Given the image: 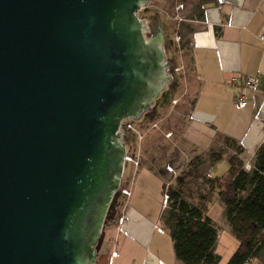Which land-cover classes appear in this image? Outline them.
<instances>
[{"label":"water","instance_id":"1","mask_svg":"<svg viewBox=\"0 0 264 264\" xmlns=\"http://www.w3.org/2000/svg\"><path fill=\"white\" fill-rule=\"evenodd\" d=\"M149 2L0 0V264H96L122 123L174 80Z\"/></svg>","mask_w":264,"mask_h":264},{"label":"crops","instance_id":"2","mask_svg":"<svg viewBox=\"0 0 264 264\" xmlns=\"http://www.w3.org/2000/svg\"><path fill=\"white\" fill-rule=\"evenodd\" d=\"M180 17L183 19L178 25H190L193 32L185 34L178 45L182 60L176 66L186 71L184 95L173 106H183L179 108L185 117L183 125L189 129L193 125L195 130L201 128L204 139L200 140L201 144L196 139V147L209 152L224 146L236 155L234 149L225 146L226 137H230L243 147L240 157L252 164L264 141V41L260 39L264 32V0H210L200 14ZM247 77H259L261 82L254 89L246 88ZM242 94L249 103L245 108H238L236 101ZM142 166L140 162L135 171L140 174ZM127 184H131L132 194L129 199L123 196L121 213L107 219L96 264H185L177 257L174 241L162 225L163 200L161 211L149 214L145 208L155 205V200L147 199V192L141 191L150 189L149 186L145 181ZM213 208L217 209V217L213 215ZM223 211L217 199L209 214L217 222ZM121 216L125 221L119 225ZM113 252L118 255L113 256Z\"/></svg>","mask_w":264,"mask_h":264},{"label":"rangeland","instance_id":"3","mask_svg":"<svg viewBox=\"0 0 264 264\" xmlns=\"http://www.w3.org/2000/svg\"><path fill=\"white\" fill-rule=\"evenodd\" d=\"M204 2L206 0H150L148 6L139 12V16L152 29L156 28L158 24L166 25V60H172V72H174V74L172 73L174 80L166 86L155 100L152 109L144 112L139 120H128L142 134V138L135 131L129 130L128 137L124 139L128 154L138 159L139 164L136 165L133 162L125 163L121 185L131 190V184H127V182L134 181L135 183L138 181L139 183L140 181H145L150 189H142L141 191L147 192V199L155 200V205L151 208H145L152 215L161 211V202L166 183L167 186L170 183L174 185L178 177L185 179L187 182L191 180V178H184L185 174L182 176V173L188 170L189 162L191 163V161L200 157L203 162L199 169L200 173L215 177L229 175L230 169L236 160L235 154L224 146H218L213 150L214 152L222 153V156L215 161L209 158L213 151L207 152L200 147H196L194 143L196 139L199 140L200 144V140L203 142L204 139L201 138V128L195 130L193 129L194 125L190 129L185 124L183 125L182 119L185 117H183V111L179 110L183 106H173L178 104L184 95H182L183 73L186 71L185 68L174 71V68L177 67L176 65H179L182 60L181 52L178 48L184 38L178 25L180 23L179 20L183 19L180 16L196 13L197 6ZM175 96L178 98L172 100ZM207 129L205 128V130ZM168 133L172 134L169 136ZM140 162L143 163V166L140 168L139 174L135 171V168L140 166ZM169 164L176 167L177 171L174 167H168ZM170 167L171 170H169ZM158 192L160 193L156 196L155 193L158 194ZM117 194L115 203L110 209L109 218L116 217L121 213L125 200L123 196L130 198V196L121 194L120 190ZM215 209L213 208V215L217 217V209ZM217 226L219 238L215 252L221 256L219 264H227V261L237 248L238 241L224 216L217 218ZM258 263L264 264L262 257L254 258L247 264Z\"/></svg>","mask_w":264,"mask_h":264},{"label":"trees","instance_id":"4","mask_svg":"<svg viewBox=\"0 0 264 264\" xmlns=\"http://www.w3.org/2000/svg\"><path fill=\"white\" fill-rule=\"evenodd\" d=\"M208 2L210 0L197 6L199 14ZM179 30L183 37L193 32L185 23ZM225 146L236 151L229 175L201 174L199 169L203 162L198 157L189 162L188 170L182 173L184 178H191L189 182L178 177L174 185L165 184L164 193L169 194V201L163 208L161 221L174 241L177 257L185 264L220 262L221 256L215 252L219 229L209 214L217 199L238 241L227 264H247L254 258L264 257V141L250 168L240 157L244 149L237 140L226 137ZM209 156L215 161L222 153L213 151ZM182 200L189 204L188 210L181 208Z\"/></svg>","mask_w":264,"mask_h":264},{"label":"built area","instance_id":"5","mask_svg":"<svg viewBox=\"0 0 264 264\" xmlns=\"http://www.w3.org/2000/svg\"><path fill=\"white\" fill-rule=\"evenodd\" d=\"M260 39L262 41H264V32L260 35ZM182 68L183 67H178L177 66V67L174 68V71H179ZM172 73H174V72H172ZM260 82H261V80H260L259 77H247L245 79V81H244V85H245L246 88L254 89V88H256L259 85ZM175 102H177V101H175ZM248 103H249V100L247 99V97L245 95L242 94V95H240V97H238V99L236 101V106L238 108H245L248 105ZM121 129L122 130H127V131L133 130L139 135V137L142 138V134L139 133V131L135 129V127L133 126V124L131 122H127L126 123V121H124L122 123ZM171 134L172 133H168L169 136ZM126 162H133L136 165L139 164V160L135 159L133 156L128 154V152H127V154L125 156V163ZM247 167L250 168L251 164H247ZM169 170H171V167L169 168ZM119 190H120L121 194H124V195H127V196H131V194H132L131 190H129L128 188L122 187V185L120 186ZM168 201H169V194L168 193H164V196H163V207L167 206ZM124 221H125V217L121 216L119 218V225H122L124 223ZM158 230L161 231V232H164V229L162 227H158ZM113 254H114V256L118 255L117 252H114Z\"/></svg>","mask_w":264,"mask_h":264},{"label":"flooded vegetation","instance_id":"6","mask_svg":"<svg viewBox=\"0 0 264 264\" xmlns=\"http://www.w3.org/2000/svg\"><path fill=\"white\" fill-rule=\"evenodd\" d=\"M127 122H130V121L127 120L126 123H127Z\"/></svg>","mask_w":264,"mask_h":264}]
</instances>
